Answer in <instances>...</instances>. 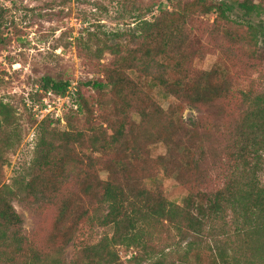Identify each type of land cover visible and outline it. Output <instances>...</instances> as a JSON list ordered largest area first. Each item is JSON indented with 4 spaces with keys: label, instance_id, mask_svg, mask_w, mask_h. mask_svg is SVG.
I'll return each mask as SVG.
<instances>
[{
    "label": "trees",
    "instance_id": "1",
    "mask_svg": "<svg viewBox=\"0 0 264 264\" xmlns=\"http://www.w3.org/2000/svg\"><path fill=\"white\" fill-rule=\"evenodd\" d=\"M196 11L214 13L230 45L246 44L264 62L263 0H193L181 10H162L153 21H139L130 33L136 45L125 51L115 47L103 81L85 84L95 92L93 100L76 90L77 109L66 117L65 129L53 126L59 121L50 115L39 123L29 171L16 189L3 181V167L22 137L16 110L0 100V264H125L118 248L133 250L126 264H167L160 253L152 259L157 252L151 242L155 233L172 232L192 237L178 264H189L191 253L201 264L203 252L205 264H240L233 246L218 239L215 224L228 217L236 232L259 238L257 250L264 257V89L240 91L239 114L217 141L210 131L183 122L178 102L220 117L234 87L219 62L194 73L188 65L183 22ZM169 53L175 58L166 66L159 59ZM39 85L44 92L38 101L47 91L63 96L71 84L43 75ZM155 90L168 101L166 108ZM153 124L158 126L150 133ZM155 143L165 151L153 159ZM207 161L226 167L219 189L188 193L180 204L164 197L160 172L181 185H200ZM21 193L41 201L58 196L39 243L24 234L23 219L12 205ZM85 222L110 232L67 261L65 248ZM207 237L213 244L203 241Z\"/></svg>",
    "mask_w": 264,
    "mask_h": 264
},
{
    "label": "rangeland",
    "instance_id": "2",
    "mask_svg": "<svg viewBox=\"0 0 264 264\" xmlns=\"http://www.w3.org/2000/svg\"><path fill=\"white\" fill-rule=\"evenodd\" d=\"M216 2L219 0H208ZM264 1V0H263ZM193 0H0V13L3 26L0 29V100L9 103L16 110L22 140L7 155L3 167V181L16 189L29 171L38 141V125L43 118L32 110L31 102L40 104L39 78L50 75L68 79L71 86L84 97L93 100L95 92L85 84L88 81L104 79L103 70L113 58L117 47L120 51L133 48L130 36L136 24L146 19L153 21L162 10H181ZM214 13L190 12L183 24V52L188 57L192 72L211 68L219 62L227 69L234 84L226 97V110L217 117L204 108L192 109L178 102L179 116L188 126L195 125L199 130L210 131L212 140L224 138L241 107L240 91L259 92L264 89V62L254 56L246 44L227 42L219 26L215 23ZM221 30V29H220ZM175 55L169 53L159 59L166 66L174 61ZM157 72L161 68H156ZM133 76V75H132ZM134 77V76H133ZM155 98L166 108L168 101L161 99L156 90ZM73 109L63 112L64 122H53V126L65 129L66 117ZM135 115L133 114V118ZM82 119L79 124L82 125ZM153 124L149 132L157 128ZM34 134L33 144L28 135ZM218 134V136L216 135ZM165 149L155 143L150 148L153 159L161 156ZM207 177L205 183L181 185L173 179L157 175L162 194L171 202L180 204L188 193H213L223 185L226 167L220 163H205ZM261 179L264 183V173ZM150 185V183L148 184ZM53 201L37 200L25 193L12 198V205L23 219V231L33 243H39L50 227L56 207ZM235 222L228 217L215 224L220 241H227L236 251L240 264H264V257L257 250L259 238L235 231ZM107 227L85 222L76 231L72 241L65 248L67 261L76 259L78 251L86 245L96 243L109 234ZM192 240L189 235L174 232L155 233L151 244L164 257L167 264H178L186 244ZM203 241L213 244L211 237ZM119 249L123 263L133 255V250ZM191 253L189 264H196ZM207 253L201 255L205 264Z\"/></svg>",
    "mask_w": 264,
    "mask_h": 264
},
{
    "label": "built area",
    "instance_id": "3",
    "mask_svg": "<svg viewBox=\"0 0 264 264\" xmlns=\"http://www.w3.org/2000/svg\"><path fill=\"white\" fill-rule=\"evenodd\" d=\"M31 107L32 110L37 112L41 118L50 115L54 119L63 123V112L70 108L77 109L76 89L70 85L67 92L63 96L56 95L52 91H47L40 100V104L31 102ZM28 137V140H30L33 144L34 134L30 133Z\"/></svg>",
    "mask_w": 264,
    "mask_h": 264
}]
</instances>
